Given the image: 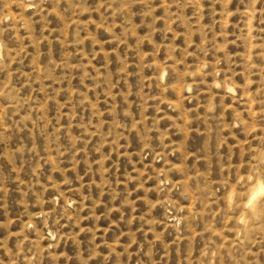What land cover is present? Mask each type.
I'll return each instance as SVG.
<instances>
[{"label":"rangeland","instance_id":"374dc122","mask_svg":"<svg viewBox=\"0 0 264 264\" xmlns=\"http://www.w3.org/2000/svg\"><path fill=\"white\" fill-rule=\"evenodd\" d=\"M0 264H264V0H0Z\"/></svg>","mask_w":264,"mask_h":264},{"label":"bare ground","instance_id":"6f19581e","mask_svg":"<svg viewBox=\"0 0 264 264\" xmlns=\"http://www.w3.org/2000/svg\"><path fill=\"white\" fill-rule=\"evenodd\" d=\"M262 191H263V189L261 187H258V189H257V195L260 192H262ZM257 195L252 197V199L250 200L249 204H252L255 201V199L257 198Z\"/></svg>","mask_w":264,"mask_h":264}]
</instances>
